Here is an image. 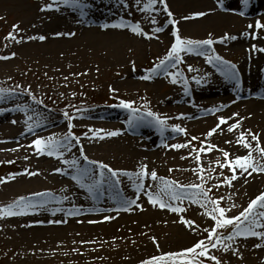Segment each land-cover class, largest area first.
<instances>
[{
    "label": "rangeland",
    "instance_id": "rangeland-1",
    "mask_svg": "<svg viewBox=\"0 0 264 264\" xmlns=\"http://www.w3.org/2000/svg\"><path fill=\"white\" fill-rule=\"evenodd\" d=\"M181 1L165 0L178 35L193 40L210 38L211 33L201 34L179 25L178 21H187L185 17L199 10L183 6ZM206 1L208 6L201 7L199 12H223L247 19L242 29L264 20V3L259 10L250 8L257 0H249L247 6L240 0H222V4L219 0ZM85 2L90 7L85 9L86 15L81 16L78 9L67 5L54 4L53 8H46L52 0H0V57H7L0 59V88L5 89L0 96V109L3 110L0 123L10 127L8 132L0 133V206L21 196L41 199L33 196L34 193L46 192L49 196L45 208L0 217V264H141L154 255L179 251L208 235L205 229L214 221L205 215V209L199 204L189 199L180 202L164 197L168 203L183 209L174 213L148 202L143 193L156 192L157 185L162 187V182L151 179L150 175L144 177V183L151 187L140 189L139 198L133 187V182L139 179L135 175L131 178L119 176V185L102 183L90 194L87 187L72 180L74 169L63 163L75 158L80 166L95 172L96 165L86 163L80 149L89 161L103 162L114 170L135 173L145 165L149 173L155 170L157 177L182 185L201 184L220 206L231 209L226 213L228 216L237 214L251 200L239 192L240 185L233 187L232 170L228 165L221 168L220 163L224 162L225 148L237 141L235 134L241 131L237 128L229 132L228 125L238 121L246 127L253 120L256 107L249 104L242 110L240 104L234 103L231 114L216 117L214 110L210 109V114L204 111V104H189L197 86L209 89L216 98H221L219 103L225 107L231 103L226 100L229 92L220 97L217 79L225 75L218 62L207 61L211 52L204 51V55L183 52L180 64L169 66L166 71L148 73L147 70L167 54L175 39L163 6L157 3L151 12H144L145 0L140 5H136L135 0H124V4L119 0ZM121 22L126 26L101 27ZM136 23L148 33L147 37L131 31V25ZM13 25L18 28L14 29ZM158 26L163 31L153 32ZM94 31L96 34H92ZM9 32L13 33L12 37H8ZM101 33H105L106 41ZM41 35L44 40L38 39ZM89 38L95 39L93 44L88 42ZM67 41L71 43L60 46ZM212 52L223 61L235 64V71L242 77L244 49L222 48ZM248 69L246 75L256 78L257 71ZM167 73H179L183 80L176 79L173 83V77ZM146 75L150 78L144 79ZM234 82L225 77L221 84L231 87ZM236 96L240 100L247 99ZM121 100L131 102L137 111L132 113L130 109L119 107ZM94 111L104 112L106 116L83 117ZM147 111L165 121L163 133L147 116ZM64 113L73 118L71 129ZM203 114L211 119L200 125H190L189 121L198 120ZM130 115L143 119L137 126L129 127ZM220 117L226 118L227 124H221L208 136L209 130L220 123ZM173 125L185 131L174 132ZM90 129L96 130L97 135L93 136ZM68 131L78 137L80 143L73 140L70 151L58 149L63 151V157L37 155L31 145L37 137L59 139ZM109 131L118 134L106 136L105 132ZM220 136L226 137L221 143ZM172 144L185 147L172 148ZM228 158L231 160L235 156L229 153ZM55 168L62 171L56 172ZM25 169L34 175L29 176ZM235 171L241 173L239 169ZM84 183L87 185L88 181ZM117 191L129 199H136L140 207L118 203ZM58 197L61 198L59 203ZM55 208L60 211H53ZM69 212L75 214L68 215ZM104 216L112 218L104 220ZM49 220L62 222L48 223ZM186 222H191V228L196 231H191ZM230 230L229 227L227 231ZM256 231L264 232V227ZM224 243L229 246L218 244L208 249L209 255L217 257L221 264L264 263V239L237 236L234 241ZM202 259L205 264H215L208 257Z\"/></svg>",
    "mask_w": 264,
    "mask_h": 264
},
{
    "label": "snow or ice",
    "instance_id": "snow-or-ice-1",
    "mask_svg": "<svg viewBox=\"0 0 264 264\" xmlns=\"http://www.w3.org/2000/svg\"><path fill=\"white\" fill-rule=\"evenodd\" d=\"M142 0H135L136 5H140ZM222 4V0H219ZM249 0H240V3L244 6H247ZM119 3L124 4V0H119ZM159 3V5L163 6L162 11L167 13L169 17V23L172 25L171 28V35L175 38L174 41L171 43L167 54L160 59L158 64H154L152 68L148 69V73H153L156 71H166L169 66L175 67L177 64L181 63V53L183 52H192L197 49H203L204 46H208L207 51L211 52L210 55H207L208 62H218L220 65L221 70L223 71L225 77L229 80L235 81V86L237 88L240 87V80L238 78V74L235 71L236 65L231 64L230 62L223 61L219 55H216L212 52L211 45L213 44V40L210 38H206L203 40H193L188 38H182L178 35V30L175 27V20H172V13L169 11L165 0H145L143 3L142 11L144 12H151L153 10V6ZM54 4H62L70 6L71 8L78 9L80 11V15H86L85 9L89 8L90 5L85 2V0H52V3H48L45 5L46 8L51 9L53 8ZM243 14V13H241ZM204 15L203 12H196L192 13L191 17H185L184 19H189L192 17L202 16ZM152 22L155 23V18H152ZM126 25L121 22L120 24H113L112 27H125ZM101 27H108V25H102ZM251 27V25L249 26ZM257 29L264 28V24L260 21H257L255 24ZM14 29H17V25H13ZM131 31L138 34L144 35L145 37L148 36V33L143 32L139 23L131 25ZM153 32L159 33L163 31L162 27H154L152 29ZM59 35V33H56ZM67 35V33H66ZM13 33L9 32L8 37H12ZM255 38V36L253 37ZM29 39H33V37H29ZM38 39L44 40L45 37L43 35L39 36ZM219 39H230L235 40L236 36H230L225 34L224 37ZM255 49V46L253 45ZM261 52H264V48L260 49ZM200 55H204L205 52L201 50L199 52ZM0 59H7V57H0ZM175 61V63H173ZM167 62V63H166ZM190 67V66H189ZM167 75L173 77V83L176 82V79L183 80V77L180 76L179 73H167ZM144 79H149L150 76L146 75L143 77ZM199 83V81H197ZM10 91V90H9ZM27 91V90H25ZM5 89L0 88V96L3 95ZM185 92H187V88L185 87ZM31 97V93H29ZM32 99H35L32 97ZM37 104L41 103L40 101H36ZM119 107L130 109L132 113H135L137 110L132 108L131 102L121 100ZM19 107V106H18ZM0 111H3L0 109ZM66 119L68 120V128H72V116L68 113H64ZM233 116H236L237 113H233ZM147 116L151 117L155 122L158 130L163 133V129L165 126V121L160 119L155 113L151 111H147ZM143 117H137L135 115H130L129 117V127L137 126L138 121L142 120ZM220 123L216 125L213 129L209 130L207 133L208 136H211L213 133L220 128L221 124H227V120L224 117L219 118ZM15 123V121H13ZM239 127V122L232 123L228 125L227 130L232 132L234 129ZM174 132L183 133L185 130L180 128L178 125L172 126ZM28 130L31 131V126L28 127ZM93 136L97 135L96 130L90 129ZM102 131V130H101ZM117 131H109L105 132L106 136H115L117 135ZM250 134V133H249ZM251 135V134H250ZM101 139L103 137H100ZM193 139H196L193 137ZM252 139L256 140L257 137L252 135ZM73 140L76 144L80 143L78 137H74L71 131L66 132L62 137L59 139L54 138L53 136H48L47 138L37 137L36 139L31 141V145L34 146V150L37 155L40 154H47L48 156H56V157H63V151L58 149H63L65 151H70L73 147ZM203 143V142H202ZM227 143V141H226ZM237 143L242 144L245 149L251 148L252 146L246 141L244 132H240L239 136L237 137ZM172 148H182L185 145L182 144H172L170 145ZM211 147H215L212 145ZM255 152L259 153V157H254L252 152H248L246 155L235 156L234 159H229V153L227 151L223 152L224 162L220 163V167L223 168L225 165L232 170L231 179L234 180L236 178V169L241 170V172H247L251 175L253 172H264V149H261L259 146V142L253 149ZM191 155V153H189ZM80 155L83 157L84 161L88 164L96 165V171L93 172L89 167H82L78 164V161L73 158L71 160H64L63 163L68 165L69 168L74 169L71 173L72 180L76 181L81 187H87V190L90 194L94 193L95 190L102 183H111L114 185H119L121 183L119 176H127L133 177L134 175L137 176L139 179L136 182H133V187L136 189L137 198L140 196V189L151 187L150 185H145L144 177L146 175H150L151 179L157 180L159 179L162 182V187L157 185V191H145L143 194L147 197V200L150 204L156 206L158 205L160 208H168L170 211L174 213L182 212L183 209L176 204L168 203L164 197H167L171 201H180L182 202L184 199H189L192 203L199 204L202 208L205 209V215L208 216L212 221L213 224L210 225L209 228H206L205 231L208 235L204 239H198L194 241L190 246L185 247L176 252H166L160 256H152L146 261H141V264H168V261H171V264H205V261L202 259L203 257H208V259L215 261V264H221V262L217 259V257L210 256L208 253L209 248H216L218 244H222L225 248L229 245L224 243L225 241L232 242L235 240L237 236H253V237H260L264 239V232L256 231L258 227H264V191L259 192L254 198H252L246 207H243L237 214L228 216V213L231 209L220 206L218 200L213 199L209 196L208 192L205 190L201 184H189V185H182L176 181L166 180L162 177H157V173L155 170H152L150 173L147 171L145 165H141L139 170L135 173L127 172L123 170H114L109 165L103 162L97 161H89L88 157L84 155L82 149H80ZM183 158V157H182ZM196 159L199 160V155L196 156ZM219 163V161H217ZM251 169V172L248 170ZM109 174L108 176L105 175V171ZM29 176L34 175L32 172H28L27 169L24 170ZM54 171L61 172V168H55ZM171 171V169H169ZM88 181L87 185H85V181ZM2 182V180H0ZM225 182H228V178H226ZM189 189H194V191H188ZM35 197H41V199L37 200H30L27 197H17L16 200L12 201L11 203L0 206V217L2 216H13L23 214L26 210L29 209H38V208H45V206L49 202L48 193H34L32 194ZM117 202L125 205V206H132L135 205L137 208L140 207V204L137 203L136 199H129L128 197L124 196L121 192L117 191L116 193ZM57 203L61 198H56ZM63 199H67L64 197ZM211 205V207H209ZM232 207H236L233 205ZM257 208L260 210L257 211ZM18 210V211H17ZM112 209H107V211H111ZM53 211H60L59 208L53 209ZM68 215L75 214L74 212L67 213ZM112 217L104 216V220H109ZM182 222H184V218H180ZM60 220H49L48 223H61ZM91 222V221H90ZM39 223V221H37ZM187 226L191 229V231L195 232L194 228H191V222H186ZM230 227V231H227ZM223 230V231H222ZM259 247V245H255ZM167 257V260L165 259Z\"/></svg>",
    "mask_w": 264,
    "mask_h": 264
},
{
    "label": "bare ground",
    "instance_id": "bare-ground-1",
    "mask_svg": "<svg viewBox=\"0 0 264 264\" xmlns=\"http://www.w3.org/2000/svg\"><path fill=\"white\" fill-rule=\"evenodd\" d=\"M181 2L182 5L186 7H198L199 10H197V12L200 11L201 7L208 6V2L206 0H182ZM263 3L264 0H257L250 5V8L253 10L254 8L259 10L261 9V5ZM178 22L183 29H189L193 31L197 30L198 33L201 34L211 33L212 35L210 39L213 40V44L211 45L212 50L222 48L234 50L244 49L245 57L242 60L243 69L241 71L242 77L240 79V87L237 88L234 85L229 88L228 85L221 84V81H224L225 77L217 79V85L223 90V94L221 93L220 97L226 92H229L226 100L231 102L230 105L225 107V104L219 103L221 101V98H216L217 96L211 93L209 89L200 88L198 86L197 88H195V93L193 91V99H189V104L190 106L194 104V102H197V104H204L202 105L204 111L208 110V113L210 114V109L212 111L214 110L213 113L216 114V117L227 116L231 114V112H233V110L231 109L234 107V103H236L237 105L240 104L242 110H245L246 106H248L249 104H253L256 107L253 120H250V124H247L246 127H244V123L240 122L238 129L241 131L236 132L235 134V136L238 137L240 132H244L246 141L252 147L245 149L242 144L237 143V141H232V144L227 145L225 150L231 155L233 154V156H243L251 151L254 157H259V153L255 152L253 149L255 148L258 142L260 148L264 149V70L262 69V65H264V52L260 51L261 48H264V29H257L255 27V23L251 27L242 29L240 27L248 23L247 19L244 20L239 18L238 16L231 15L229 13H216L213 11H209L208 14H204L195 19H188L187 21L182 22L180 20ZM262 24H264V20L262 21ZM107 25L111 26L112 28L113 24L110 25L108 23ZM95 32L96 31L92 32V34H96ZM101 34L102 37L103 35H105V33ZM225 34H228L230 36H236V39H219L224 37ZM254 36L255 38H253ZM103 38L105 39V41L108 39L107 37ZM94 40V38H89L88 42L93 44ZM69 42L70 41L64 42L60 46L67 45ZM253 45L255 46V49L253 48ZM207 48L194 50V53H199L201 50L207 51ZM248 68L254 69L255 72L257 71L258 75L256 78L253 79L246 75V72L250 70ZM236 95H239V97L241 98L247 97V99L240 100L236 98ZM164 107L167 108L168 111L171 110V108L167 107L166 105ZM216 109L219 110L215 112ZM205 114H203L202 118H199L198 120L189 121L187 119V121L190 122L191 126L200 125L211 119L210 117L205 116ZM100 115L106 116L104 112L94 111L92 113L85 114L83 117L89 119L91 117H97ZM9 130L10 127L6 126L4 122L0 123L1 134L6 133ZM31 135L34 134L32 133ZM252 135H255L257 139L253 140ZM232 136L233 135H231V137ZM225 138V136H220L218 137V140L221 143V141L225 140ZM248 171L251 172V169H249ZM233 182H235L233 184V187L236 184L238 186L240 185L241 188L239 192H243V194H245V197L250 200L254 198L257 194H259V192L264 191V172H253L251 175H249L247 172H241L239 174H236V178L233 180ZM260 264L264 263L261 262Z\"/></svg>",
    "mask_w": 264,
    "mask_h": 264
},
{
    "label": "trees",
    "instance_id": "trees-1",
    "mask_svg": "<svg viewBox=\"0 0 264 264\" xmlns=\"http://www.w3.org/2000/svg\"><path fill=\"white\" fill-rule=\"evenodd\" d=\"M0 87H1V85H0Z\"/></svg>",
    "mask_w": 264,
    "mask_h": 264
}]
</instances>
